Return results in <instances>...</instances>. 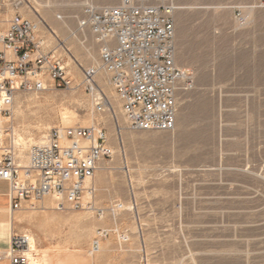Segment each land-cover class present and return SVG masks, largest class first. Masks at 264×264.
I'll list each match as a JSON object with an SVG mask.
<instances>
[{"label":"rangeland","instance_id":"obj_1","mask_svg":"<svg viewBox=\"0 0 264 264\" xmlns=\"http://www.w3.org/2000/svg\"><path fill=\"white\" fill-rule=\"evenodd\" d=\"M145 1L166 8L175 22L176 64L185 74L176 128L129 129L111 87L106 91L120 136L112 115L94 114L82 89L20 93L3 121L15 136L39 141L56 127L96 121L107 129L114 155L96 172L94 209L59 211L47 198L24 202L11 213L8 197H2L0 254L15 232L35 238L39 261L44 252L53 257L66 251L83 252L92 264H264V0ZM90 3L25 0L22 10L62 52L76 82L82 77L79 64L87 68L99 61L93 37L78 31ZM98 230L108 235L96 252Z\"/></svg>","mask_w":264,"mask_h":264},{"label":"built area","instance_id":"obj_2","mask_svg":"<svg viewBox=\"0 0 264 264\" xmlns=\"http://www.w3.org/2000/svg\"><path fill=\"white\" fill-rule=\"evenodd\" d=\"M91 1L78 31L93 37L99 61L87 68L79 64L82 77L76 82L62 52L51 47L38 23L22 11L25 0H0V182L8 184L11 213L22 209L24 202L47 197L59 211L94 209L96 172L114 155L108 131L98 123L56 127L42 144L22 151L3 122L13 113L18 94L42 93L52 86L82 89L94 114L110 113L121 133L106 91L111 87L129 129L171 132L176 128L177 92L185 74L176 64V27L170 11L145 0H122L115 6ZM6 10L12 12L8 18ZM72 36L77 37L74 32ZM107 235L98 230L95 242ZM33 245L32 235L12 232L0 261L36 264Z\"/></svg>","mask_w":264,"mask_h":264},{"label":"bare ground","instance_id":"obj_3","mask_svg":"<svg viewBox=\"0 0 264 264\" xmlns=\"http://www.w3.org/2000/svg\"><path fill=\"white\" fill-rule=\"evenodd\" d=\"M28 8H29V10H31V12L35 16L38 17L40 15V11L37 10V9H35L34 6L28 5ZM48 10H49V7H47L46 11L48 12ZM40 19H41V17H40ZM42 22H44V21H42ZM49 30H50L51 34L56 37V30L55 29H52V28H49ZM86 51L88 52V56L91 59H94L95 60L94 55L91 53L92 51L90 52V50H88V48H86ZM36 94H38V93H36ZM62 119H63V123L64 124L69 123V120H70L69 114L67 112L62 113ZM94 124H96V121L94 122ZM118 135L120 136L121 133H119ZM16 136H17V145L19 146V148L21 150H26L30 146H33V145L34 146H38V145L42 144L45 141V138H46V135H44L41 138V140H39V141H35L34 139H29L27 142H25L24 139L21 137V134H17L16 133ZM6 196L8 197V195H6ZM47 198H49V197H47ZM47 198H45V199H47ZM8 201H9V199H8ZM8 205L10 206V201L8 202ZM0 210H2V208H0ZM13 220L14 219H12V221ZM17 222L18 223H22V220L21 219H17ZM12 231L13 230H11V232ZM93 244H94V246H93V250L94 251L99 252L102 249V246L100 245L99 241L98 242H94ZM36 245H37V242H36V240L34 238V245H33V247H34L35 250H36ZM61 251H63V250H61ZM0 262H5V261H0ZM36 264H92V259L87 258L86 255H85V253H83V252H79V253H76V254H70V253L64 251V252H59L58 254H56L53 257H50L47 252H44V255L42 257V260L39 261V259H38Z\"/></svg>","mask_w":264,"mask_h":264},{"label":"crops","instance_id":"obj_4","mask_svg":"<svg viewBox=\"0 0 264 264\" xmlns=\"http://www.w3.org/2000/svg\"><path fill=\"white\" fill-rule=\"evenodd\" d=\"M8 194V184L0 182V199ZM6 198V197H5ZM7 199V198H6ZM7 201V200H6ZM8 205V202L5 206ZM6 262V261H5ZM7 263V262H6Z\"/></svg>","mask_w":264,"mask_h":264}]
</instances>
